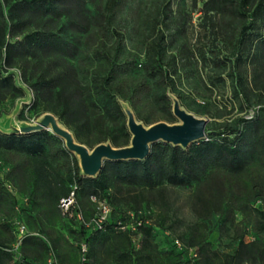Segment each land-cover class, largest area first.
I'll return each instance as SVG.
<instances>
[{"label":"trees","instance_id":"16d2710c","mask_svg":"<svg viewBox=\"0 0 264 264\" xmlns=\"http://www.w3.org/2000/svg\"><path fill=\"white\" fill-rule=\"evenodd\" d=\"M124 2L0 0V119L25 87L33 101L21 121L26 109L52 113L90 149L122 148L131 134L120 102L146 126L173 124V94L211 118L206 139L187 150L157 143L145 161H106L93 179L51 132H0V264H264V0L200 9L193 0L203 27L194 42L191 15L174 18L164 0L146 16L140 52L118 28ZM167 19L178 24L171 34ZM190 77L210 100L230 85L227 103L185 97ZM179 191L194 216L180 234ZM72 193L66 213L61 200ZM101 204L110 211L99 227Z\"/></svg>","mask_w":264,"mask_h":264},{"label":"water","instance_id":"95a60500","mask_svg":"<svg viewBox=\"0 0 264 264\" xmlns=\"http://www.w3.org/2000/svg\"><path fill=\"white\" fill-rule=\"evenodd\" d=\"M22 88L26 92V98L19 99L12 113L0 119V132L8 136L51 132L64 141L68 151L76 157L81 175L86 178L96 179L106 161H145L151 154L152 146L157 143L170 144L187 150L193 144L206 139V126L209 120L189 112L175 95L170 94L172 112L177 122L170 124L161 121L146 126L137 119L130 105L121 101L120 104L127 118V128L131 134L130 144L116 148L110 142H106L90 149L77 142L74 134L52 113H45L32 123L21 121L19 117L24 106H29L33 101L31 92L25 87Z\"/></svg>","mask_w":264,"mask_h":264},{"label":"rangeland","instance_id":"374dc122","mask_svg":"<svg viewBox=\"0 0 264 264\" xmlns=\"http://www.w3.org/2000/svg\"><path fill=\"white\" fill-rule=\"evenodd\" d=\"M171 1V10L173 12L172 16L177 18L180 14H190L191 21L188 24V38L190 41L194 42L197 36L200 35V32H203L202 27V14L200 11H195L193 8V0H170ZM205 0H197L196 9H200ZM166 2L164 0H125L119 15H118V28L123 29L124 26H127L128 33L125 41L126 49L132 52H140L142 38L144 36V23L146 21V16L152 12V10L156 8L164 9ZM169 19L165 20V23L168 24L169 30H165L167 34L173 33L175 28L178 26L177 21L169 22ZM177 20V19H176ZM164 26V25H163ZM165 27V26H164ZM224 53L227 54L226 49H222ZM209 58H212V55H208ZM215 68L212 64H209L207 67V73L204 72V77L207 80V75L215 72ZM230 85L225 87H221L218 93L216 92V97H213L211 100L206 96V91L200 84V80L198 77H190L184 81L183 94L187 97V94H191V92L195 93V96L199 100V102H210L216 101L220 104L227 103V98L230 97ZM184 107H186L189 111L194 110L192 104L190 103V99L184 100ZM7 109L9 112H12L14 102L11 100L7 101ZM215 106V105H214ZM216 107V106H215ZM214 111V110H212ZM252 115V112H251ZM200 117H205L211 122V118L207 115H198ZM24 119L26 122L32 123L37 120L36 115L29 109H26L24 112ZM173 202L175 211L182 222L180 226L177 228V232L180 234L184 231L187 224H190L194 216L190 211V208L187 203V193L183 191H179L174 194ZM216 238V237H215Z\"/></svg>","mask_w":264,"mask_h":264},{"label":"built area","instance_id":"2783aa9c","mask_svg":"<svg viewBox=\"0 0 264 264\" xmlns=\"http://www.w3.org/2000/svg\"><path fill=\"white\" fill-rule=\"evenodd\" d=\"M74 204V193H72L68 198L66 199H62L61 200V208L63 209L64 212H68L70 207ZM99 209H100V214L98 216V219L96 220V225L97 226H101V224H103V222L105 221V219L107 218L108 214H109V207L105 204H101L99 206ZM79 219H81V216L79 215ZM26 233V229L24 226H20L19 228V241L21 242L24 235ZM19 242V243H20ZM177 246L182 248V245L179 241L176 242ZM191 251V254L193 256V258H197V255L193 253V250H190ZM83 252L85 253L86 252V247L83 246ZM83 264H88V262L86 261V259L83 261Z\"/></svg>","mask_w":264,"mask_h":264}]
</instances>
